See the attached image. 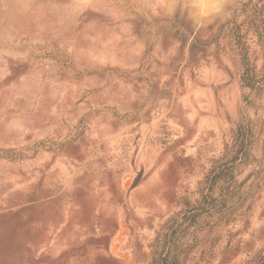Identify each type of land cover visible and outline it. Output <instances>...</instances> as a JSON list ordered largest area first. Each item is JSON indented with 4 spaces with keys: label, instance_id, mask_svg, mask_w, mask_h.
<instances>
[{
    "label": "rangeland",
    "instance_id": "rangeland-1",
    "mask_svg": "<svg viewBox=\"0 0 264 264\" xmlns=\"http://www.w3.org/2000/svg\"><path fill=\"white\" fill-rule=\"evenodd\" d=\"M213 169L184 264H264V0H0V264H149Z\"/></svg>",
    "mask_w": 264,
    "mask_h": 264
},
{
    "label": "trees",
    "instance_id": "trees-1",
    "mask_svg": "<svg viewBox=\"0 0 264 264\" xmlns=\"http://www.w3.org/2000/svg\"><path fill=\"white\" fill-rule=\"evenodd\" d=\"M237 47L245 52V47L240 39L237 40ZM243 55V53H242ZM241 55V61L243 65L244 58ZM243 81L246 87L254 89L256 87V81L251 77L245 76ZM246 137V136H245ZM243 137V139L245 138ZM244 143V141H243ZM237 156L234 157L233 162L237 161ZM211 170L207 176L205 194L203 195V202L194 210L180 213L172 217L156 234L153 243L150 246L151 249V261L149 264H184L187 256L190 253L191 246H189L185 240L189 234L191 228H193L201 216L209 214L213 206L209 205L206 200L210 199L212 194V187L216 180L219 178L220 169Z\"/></svg>",
    "mask_w": 264,
    "mask_h": 264
},
{
    "label": "clouds",
    "instance_id": "clouds-1",
    "mask_svg": "<svg viewBox=\"0 0 264 264\" xmlns=\"http://www.w3.org/2000/svg\"><path fill=\"white\" fill-rule=\"evenodd\" d=\"M219 5L217 4L216 7H218Z\"/></svg>",
    "mask_w": 264,
    "mask_h": 264
}]
</instances>
